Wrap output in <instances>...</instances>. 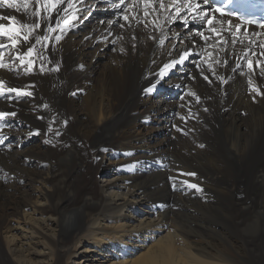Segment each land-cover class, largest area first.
<instances>
[{"label": "bare ground", "instance_id": "bare-ground-1", "mask_svg": "<svg viewBox=\"0 0 264 264\" xmlns=\"http://www.w3.org/2000/svg\"><path fill=\"white\" fill-rule=\"evenodd\" d=\"M16 3L0 8L21 29L16 47L0 37V112L16 113L0 119V264H264V96L253 91L264 93V29L233 44V26H206L200 8L184 9L185 25L170 0H65L52 13ZM36 23L25 42L22 25Z\"/></svg>", "mask_w": 264, "mask_h": 264}, {"label": "snow or ice", "instance_id": "snow-or-ice-1", "mask_svg": "<svg viewBox=\"0 0 264 264\" xmlns=\"http://www.w3.org/2000/svg\"><path fill=\"white\" fill-rule=\"evenodd\" d=\"M35 2L37 4H42L49 13H52L56 8L57 5L59 4H63L65 3V0H35ZM73 2L74 0H67V5L68 8L73 7ZM142 3H144L145 8L147 9L148 7L152 6L154 3H159V7L160 8H164L165 4H164V0H141ZM211 3V0H203V4L204 5H208ZM122 4H124V0H120V4H116L113 5L114 8H119ZM7 7L9 9H15L16 11H19V7L16 3V0H0V8L3 7ZM24 8L25 10L28 9L29 7V0H24ZM169 7H174L175 8V18H179L182 19L184 24L187 25L188 20H187V16H181V13L184 11L185 8H187L188 12H193L196 9H199L201 7L200 3H197L196 0H170V4ZM65 12L68 10L67 8L63 9ZM215 13H220L221 15H224V12L222 9L220 8H215L211 10V14L209 11H200L199 12V20L203 23H207L209 25H211L213 23V20H215ZM147 11H145V15H147ZM32 16H39L40 12L39 10L32 12L31 13ZM229 15H233V14H229ZM197 17H193V19H196ZM124 20H128V16H123ZM169 20H173L174 17L169 16L168 17ZM0 20H11L13 22V24L11 26L9 25H5L4 23H0V37H6L12 44L13 47H16L19 43H20V33H21V29L15 27V23H16V17L15 16H7V15H0ZM245 23H253L252 20H249L247 18H244ZM219 22V21H217ZM230 27H231V21H228ZM121 27H123V25H120ZM22 27L24 29H27V33L23 36V40L25 42H27L29 40V36L31 35V33L35 30L41 27V25L39 23L36 24H24L22 25ZM60 27V21L57 20L56 21V27H52L51 24H49L47 31L48 33H53L56 31L57 28ZM241 25L237 24L235 25V30L238 31L240 29ZM261 27H264V24H261ZM209 31L213 34H215L218 38V42L220 43H224L225 41L221 40V30H218L215 27H210ZM61 32H64V29L61 28ZM197 35H199L202 39H204L205 41L209 40V37L205 35V33L203 31L198 32ZM259 35V34H257ZM232 36V43L235 44L237 42V38L235 36V31H233L231 33ZM51 37L49 35H44V36H36L35 38V42L36 44H40L42 42H46L48 40H50ZM63 39V35H57L55 36V40L57 42L61 41ZM164 39H160L159 43L161 45L164 44ZM7 47V45L0 43V48H4ZM34 53V46H29L27 49V52L25 53V56H32ZM264 54V53H262ZM192 53L191 51H184L183 53H181L179 55L178 59H172L170 60L168 63H165L160 71V73L158 74L160 77H164L167 75L168 71L172 68H175L177 65H182L184 64V62L186 60H188L190 57H192ZM207 55L210 57L212 56V53H207ZM22 62H26L29 65V68L32 65V60L28 59L27 61L24 60V57H20ZM216 63H220L219 60L216 61ZM224 63H227V61H224ZM258 64H260V61H257ZM247 66L249 68L250 71H253V63L252 61L249 59L247 61ZM7 65H5L3 63V56L0 55V68H6ZM211 65H209V68L211 69ZM237 67H239V64H237ZM44 69L41 68V71H43ZM58 70V69H56ZM235 70V69H234ZM203 74V73H201ZM260 75L264 76V64H261L260 67ZM205 80H208L209 78L207 76H204ZM218 80L222 81V82H227L226 80H224L223 77H217ZM249 84H252V80L250 79ZM209 83H211V81H209ZM156 85L153 84L151 87L145 89V91L147 93H151L154 89H155ZM7 92L9 93H16L17 96H32L31 92H24L20 89L17 88H12L9 87L6 89ZM253 91L257 92L258 94L264 96V93L260 92L259 88L253 87ZM5 92V88H4V82L2 80H0V94H3ZM75 94V93H73ZM193 96H196V93L192 92L190 93ZM196 100L197 102H199V96H196ZM45 107H47V105H45ZM207 110V109H205ZM16 113L12 112V113H8V112H0V119H3L6 116H15ZM181 119H183V117H181ZM178 131H182L181 129H177ZM4 141L3 139H0V144H3ZM203 146V145H202ZM105 151H107V149H105ZM182 175H187V176H195L196 173L194 172H188V173H182ZM182 184H186L189 188L192 189H196L197 191H202V189L197 185V184H191L189 183L187 180L181 181ZM173 187L175 188V184L173 185Z\"/></svg>", "mask_w": 264, "mask_h": 264}, {"label": "rangeland", "instance_id": "rangeland-1", "mask_svg": "<svg viewBox=\"0 0 264 264\" xmlns=\"http://www.w3.org/2000/svg\"><path fill=\"white\" fill-rule=\"evenodd\" d=\"M182 23V22H181ZM182 25V24H181ZM121 31V30H120ZM202 40V42L204 41V39H201ZM158 42H159V40H158ZM104 60H106V57L104 56V57H99V61L100 62H103ZM157 93L160 95V96H162V97H165L166 98V100H168L167 99V97L166 96H171V94H174L175 92H172V90L171 89H169L166 85H161V86H159V88H158V90H157ZM168 132V130H166V129H163V130H158V131H155L154 133H153V135H154V137H152L151 138V142H158L159 140H162L163 139V136H164V134L165 133H167ZM30 137H32L31 139H29V140H27L24 144L25 145H28V146H30V145H32V144H35L36 142H39V136L38 135H32V136H30ZM159 144V143H158ZM181 166V165H180ZM180 174L182 175V172H180ZM183 176V175H182ZM107 177V176H106ZM172 203V202H171ZM137 207H139V206H137ZM142 214H146V211H143V210H141L140 211Z\"/></svg>", "mask_w": 264, "mask_h": 264}]
</instances>
